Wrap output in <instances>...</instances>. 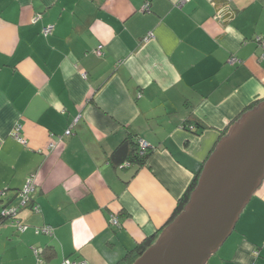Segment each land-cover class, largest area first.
<instances>
[{
    "label": "crops",
    "instance_id": "obj_1",
    "mask_svg": "<svg viewBox=\"0 0 264 264\" xmlns=\"http://www.w3.org/2000/svg\"><path fill=\"white\" fill-rule=\"evenodd\" d=\"M259 39L264 0H0V212L36 182L25 229L0 225V264H120L158 237L224 132L264 100ZM189 113L203 130L182 128ZM128 134L149 144L145 167L110 161ZM206 264H264V180Z\"/></svg>",
    "mask_w": 264,
    "mask_h": 264
},
{
    "label": "water",
    "instance_id": "obj_2",
    "mask_svg": "<svg viewBox=\"0 0 264 264\" xmlns=\"http://www.w3.org/2000/svg\"><path fill=\"white\" fill-rule=\"evenodd\" d=\"M264 180V100L228 127L183 210L133 264H206Z\"/></svg>",
    "mask_w": 264,
    "mask_h": 264
},
{
    "label": "trees",
    "instance_id": "obj_3",
    "mask_svg": "<svg viewBox=\"0 0 264 264\" xmlns=\"http://www.w3.org/2000/svg\"><path fill=\"white\" fill-rule=\"evenodd\" d=\"M235 13L236 12H234V11H230V17H232ZM258 41L261 44V46L263 47L264 44L260 41V39ZM138 97H139V95H138ZM257 104H258V102L252 104L251 106H249L247 108V110L251 109L252 107L256 106ZM182 128L184 130H187V131H189V129H190V131L191 130H192V132L195 131V133H197L200 130H203L204 129V127L202 126V124H200V122L198 120H196L195 118H193L190 113H189L188 118L186 119V121L182 125ZM225 133L226 132H224V134ZM224 134L222 136H224ZM139 138H140L139 136H132L131 134L126 135L125 140L112 153V155L110 157V161L112 163H114L116 167H119V166L122 167V165H125V164H126V166H124V167H129V166H135L137 168L145 167V165H146V163H147V161H148V159H149V157L151 155V148L149 147V148L141 151L139 149V147H138V144H137V141H138ZM196 180H197V176L194 178V180L192 181V183L190 184V186L187 188L186 193L179 200V202H178V204H177V206H176V208H175V210H174V212H173L170 220L168 221V223L171 222L183 210V207H184V205L187 202V199L189 197V194L191 193V191L195 187ZM35 187H34V190H35ZM21 190H22V188L18 192V195L20 194ZM31 204L32 203H31V195H30L28 203L23 208H26L28 206H31ZM17 214H18V212H16V215L15 216L10 215V216L3 217L1 215V212H0V225L1 224H4L5 222L11 221V220L12 221H18ZM156 238H157V236H153L151 238H147L146 241L143 242V244H140L139 246H137L136 248H134V250L132 251V253H128L124 257V259L122 260L123 262H121L120 264H133V262L150 245H152L154 243V241L156 240ZM44 252L45 251L40 252V254H39L42 259H44L46 257L45 254H44Z\"/></svg>",
    "mask_w": 264,
    "mask_h": 264
},
{
    "label": "built area",
    "instance_id": "obj_4",
    "mask_svg": "<svg viewBox=\"0 0 264 264\" xmlns=\"http://www.w3.org/2000/svg\"><path fill=\"white\" fill-rule=\"evenodd\" d=\"M52 29L53 28L51 26H46V27H44L42 29V34L44 36H49L52 33ZM102 53H103V46L102 45H99L96 48L95 54L97 56H101ZM65 134L66 135H69L70 134V131L67 130L65 132ZM14 137L16 139H18L19 141L21 140L18 137V134L17 133L14 134ZM137 144H138V147H139V149L141 151L149 148V144L146 141H144L143 139H141V138L138 139ZM124 166H126V164ZM35 186H36L35 176L34 175H30L26 179L25 184L22 187V190H21V192L19 194V196H20V204H19L18 208L24 207L28 203L29 197L32 194V192L34 191V187ZM16 212H18L16 208L3 209L1 211V215L3 217L10 216V215L15 216L16 215ZM15 223H16V226H18V228H19L20 231H23L25 229V226L21 225L18 221H15ZM110 224H112V226H114V227L118 226V221H117V218L115 216H112L111 217ZM53 233H54L53 229L51 227H49V226H44L42 228L35 229V234L36 235H40V234L44 235L45 234V235L52 236ZM33 252H34L35 256H38V254H39L38 250H34ZM61 264H87V262H85V261H70L68 259H65V260H63L61 262Z\"/></svg>",
    "mask_w": 264,
    "mask_h": 264
},
{
    "label": "rangeland",
    "instance_id": "obj_5",
    "mask_svg": "<svg viewBox=\"0 0 264 264\" xmlns=\"http://www.w3.org/2000/svg\"><path fill=\"white\" fill-rule=\"evenodd\" d=\"M229 17H230V16H229ZM229 17H228V18H229ZM16 209H17V211L20 210L18 207H17ZM18 212H19V211H18Z\"/></svg>",
    "mask_w": 264,
    "mask_h": 264
}]
</instances>
